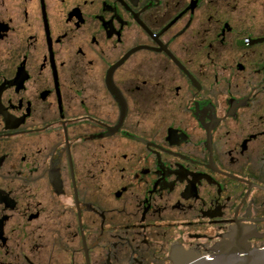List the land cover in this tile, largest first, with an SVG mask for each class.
I'll return each mask as SVG.
<instances>
[{
	"label": "flooded vegetation",
	"instance_id": "obj_1",
	"mask_svg": "<svg viewBox=\"0 0 264 264\" xmlns=\"http://www.w3.org/2000/svg\"><path fill=\"white\" fill-rule=\"evenodd\" d=\"M264 251V0H0V264Z\"/></svg>",
	"mask_w": 264,
	"mask_h": 264
},
{
	"label": "water",
	"instance_id": "obj_2",
	"mask_svg": "<svg viewBox=\"0 0 264 264\" xmlns=\"http://www.w3.org/2000/svg\"><path fill=\"white\" fill-rule=\"evenodd\" d=\"M178 264H264V251L224 252L219 257H188Z\"/></svg>",
	"mask_w": 264,
	"mask_h": 264
}]
</instances>
